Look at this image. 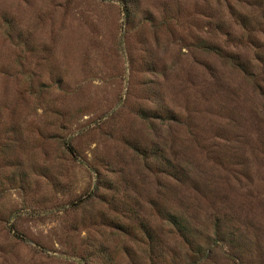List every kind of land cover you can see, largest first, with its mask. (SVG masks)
Segmentation results:
<instances>
[{"label": "rangeland", "instance_id": "obj_1", "mask_svg": "<svg viewBox=\"0 0 264 264\" xmlns=\"http://www.w3.org/2000/svg\"><path fill=\"white\" fill-rule=\"evenodd\" d=\"M0 264H264V0H0Z\"/></svg>", "mask_w": 264, "mask_h": 264}, {"label": "trees", "instance_id": "obj_2", "mask_svg": "<svg viewBox=\"0 0 264 264\" xmlns=\"http://www.w3.org/2000/svg\"><path fill=\"white\" fill-rule=\"evenodd\" d=\"M173 224L181 225V223H178L176 219L173 220Z\"/></svg>", "mask_w": 264, "mask_h": 264}]
</instances>
